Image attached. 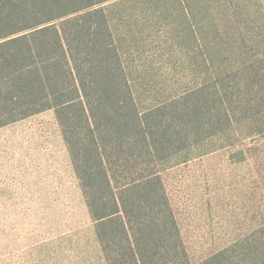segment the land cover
Listing matches in <instances>:
<instances>
[{"label":"rangeland","instance_id":"374dc122","mask_svg":"<svg viewBox=\"0 0 264 264\" xmlns=\"http://www.w3.org/2000/svg\"><path fill=\"white\" fill-rule=\"evenodd\" d=\"M101 6L139 110L181 130L156 171L189 259L264 264V0ZM0 264H105L53 110L0 127Z\"/></svg>","mask_w":264,"mask_h":264},{"label":"trees","instance_id":"16d2710c","mask_svg":"<svg viewBox=\"0 0 264 264\" xmlns=\"http://www.w3.org/2000/svg\"><path fill=\"white\" fill-rule=\"evenodd\" d=\"M107 1L0 0V127L54 111L105 264H194L156 171L181 130L139 110Z\"/></svg>","mask_w":264,"mask_h":264}]
</instances>
